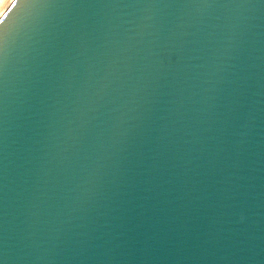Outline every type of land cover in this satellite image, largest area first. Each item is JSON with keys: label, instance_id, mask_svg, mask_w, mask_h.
Segmentation results:
<instances>
[{"label": "water", "instance_id": "water-1", "mask_svg": "<svg viewBox=\"0 0 264 264\" xmlns=\"http://www.w3.org/2000/svg\"><path fill=\"white\" fill-rule=\"evenodd\" d=\"M0 264H264V0H13Z\"/></svg>", "mask_w": 264, "mask_h": 264}, {"label": "bare ground", "instance_id": "bare-ground-1", "mask_svg": "<svg viewBox=\"0 0 264 264\" xmlns=\"http://www.w3.org/2000/svg\"><path fill=\"white\" fill-rule=\"evenodd\" d=\"M13 0H0V16L5 12Z\"/></svg>", "mask_w": 264, "mask_h": 264}]
</instances>
